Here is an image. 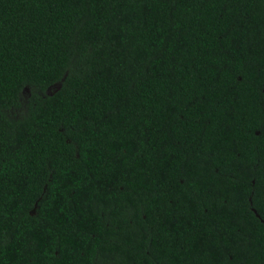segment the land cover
I'll return each mask as SVG.
<instances>
[{
  "label": "trees",
  "instance_id": "obj_1",
  "mask_svg": "<svg viewBox=\"0 0 264 264\" xmlns=\"http://www.w3.org/2000/svg\"><path fill=\"white\" fill-rule=\"evenodd\" d=\"M0 264H264V0H0Z\"/></svg>",
  "mask_w": 264,
  "mask_h": 264
}]
</instances>
